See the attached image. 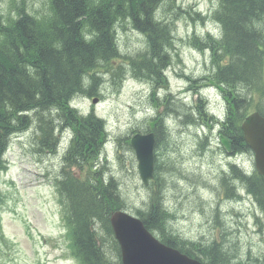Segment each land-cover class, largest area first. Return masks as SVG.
<instances>
[{
    "label": "trees",
    "instance_id": "trees-1",
    "mask_svg": "<svg viewBox=\"0 0 264 264\" xmlns=\"http://www.w3.org/2000/svg\"><path fill=\"white\" fill-rule=\"evenodd\" d=\"M10 2L11 7L20 3ZM44 5L48 12L37 17L21 7L11 21L0 13V170L5 169L1 153L13 134L36 125L38 147L45 153H57L61 142L56 134L71 128L73 137L66 149L68 168L57 182L71 255L79 264H121L110 217L130 206L122 199L118 183L106 175L101 177L93 168L101 161L107 139L105 122L93 113L82 115L72 101L78 96L98 95L102 72H111L120 80L124 77V62L118 67L114 64L121 57L116 24L126 18L123 24H130L145 38L140 47L146 45L144 51L125 59L132 68L127 73L155 88L166 85L167 64L182 62L179 43L202 51L206 46L210 53L213 51L214 68L207 82L227 91L228 134L234 149L246 147L240 126L253 108L248 99L254 100L261 87L264 93V0H217L211 18L220 25V38L194 32L188 42L179 39L176 19L183 16L194 27L198 25L189 10L177 7V0H45ZM162 7L165 19L157 20ZM174 9H178L176 17L168 20ZM195 13L199 24L209 19ZM255 109L262 110L261 106ZM146 121V129L166 136L164 116ZM125 140L130 150L129 139ZM72 166L85 174L74 176L68 171ZM161 168L157 165L149 204L135 210L147 227L157 232L163 243L200 261L245 264L238 248L230 243H192L173 233V215L164 205L165 193L160 186ZM233 172L240 174L236 168ZM248 182V188L264 205L262 179L255 173Z\"/></svg>",
    "mask_w": 264,
    "mask_h": 264
},
{
    "label": "rangeland",
    "instance_id": "rangeland-1",
    "mask_svg": "<svg viewBox=\"0 0 264 264\" xmlns=\"http://www.w3.org/2000/svg\"><path fill=\"white\" fill-rule=\"evenodd\" d=\"M17 1L20 3L14 7H10V0L0 3L3 17L8 21L17 17L19 7L35 15L48 12L46 5H44L45 0ZM177 4V7L180 5L183 9H189V6L197 4L199 11L204 15H210L217 2L216 0H177ZM165 10L166 13H169V6H166ZM177 10H172L168 17L174 19ZM199 11L196 12L201 14ZM162 14L165 16L164 11ZM192 16L194 23L198 25L197 27H194L189 19L185 20L183 16L176 19L179 39L188 42L194 32L199 35H206L207 32L213 35L219 34V26L214 19L210 18L208 23L202 25L199 24L200 18L195 12ZM123 28L119 25L117 33L118 40L120 39L121 52L124 56H132L141 49L139 39L133 31L122 32ZM178 47L182 50L183 59L182 63L175 66V71L179 74L190 75L193 81L203 85L211 77L210 72L214 68L211 54L213 51L211 50L210 54H204V52H208V47L203 46V51L206 49L203 52L190 48L186 43H179ZM145 48L146 45L143 51ZM126 61H122L124 66L132 71ZM173 68L174 64L169 65L165 72H171ZM102 80L104 83L101 81L97 90V93L100 94L98 96L100 103L95 109L99 116L108 121L107 128L113 137L125 134L132 128L133 131L140 130L143 126L141 122L149 115H151L149 119H153L159 114V107H161L162 115L166 114L167 105L162 100H160L162 102L158 107L156 102L159 100L152 99L151 103V89L148 85L142 86L132 78L125 79L122 84L119 77L111 78V75L102 76ZM180 85H183V82L172 80L171 85L167 84L166 86L168 90L176 91V87ZM101 86L103 87L101 88ZM209 97L212 100L210 106L213 110L220 112L224 109L223 103L222 107L218 104L219 97L214 91L209 93ZM77 100H80L78 105L85 111H90L95 106L92 98L77 97L75 101ZM182 111L183 109L180 107V112ZM182 128L183 130L179 129V133H175L181 144V150L168 153L166 156L183 162L184 168L182 167L181 170L179 168L173 169L170 166V161H166V158L164 162L167 164L161 162L160 180L162 182L160 186L161 191L165 193L164 204L175 211L176 219L171 223L172 229L189 239H209L213 235V227L216 222L213 212L216 206L220 208L222 216L227 222V220H232L230 216L232 208H236L239 204L226 200H222L218 204L215 201L217 189L218 187L221 188L222 170L227 168V165H222L227 162V159L218 151L219 147L216 141H213L215 153H210V150L203 152L199 149L198 141L195 140L196 136L203 135V130L195 124H191L189 127L185 125ZM63 135L70 140L68 132L65 131ZM125 141V139H118L112 143L107 141L104 152V174L111 175L112 172L116 176L121 184L124 197L129 201H126L128 204L144 207L145 204L142 203L148 199L149 191L146 192L142 188V183L137 181L134 176L122 172L116 157H122L132 168L133 155L127 148ZM67 145L68 142L63 140L60 154L47 152L46 154L54 158L47 157L40 161L30 155V139L17 138L10 154L12 166L7 173L3 174L1 185L3 191L6 192L7 201L3 206L1 216L5 240L0 239V264H37L42 254L49 256V264H76L69 257V241L65 236V230L60 219L55 187L48 180L60 172L62 152L66 150ZM115 147L127 153L126 156ZM112 156L114 157L113 161L111 160ZM244 157V166L250 167L249 156ZM220 165L222 166L220 167ZM177 167L179 166L177 165ZM47 172H49V176L46 179L45 173ZM247 207L248 205H241L238 209L246 212ZM218 223L221 224V221ZM228 225L230 226V224ZM242 238L244 244L249 241L248 245L259 244L257 237L249 240L244 234Z\"/></svg>",
    "mask_w": 264,
    "mask_h": 264
},
{
    "label": "water",
    "instance_id": "water-1",
    "mask_svg": "<svg viewBox=\"0 0 264 264\" xmlns=\"http://www.w3.org/2000/svg\"><path fill=\"white\" fill-rule=\"evenodd\" d=\"M243 130L246 141L258 154V169L264 177V117L258 113L249 116ZM131 143L137 154L140 174L147 183L154 172L153 135L135 136ZM224 144L228 146L225 141ZM112 225L121 246L122 264H200L158 243L141 221L127 214L115 213Z\"/></svg>",
    "mask_w": 264,
    "mask_h": 264
},
{
    "label": "bare ground",
    "instance_id": "bare-ground-1",
    "mask_svg": "<svg viewBox=\"0 0 264 264\" xmlns=\"http://www.w3.org/2000/svg\"><path fill=\"white\" fill-rule=\"evenodd\" d=\"M26 12H29V11H27V10H25ZM29 13H31V12H29ZM31 14H33V13H31ZM33 15H35V14H33ZM36 17L38 16V15H35ZM126 19V18H125ZM125 19H122V20H120V21H118V24H116V33H118V26L120 25V26H122V27H124V25L126 24H123V21H125ZM128 24V23H127ZM127 24L125 25V26H127ZM262 25V24H261ZM217 26H219V34H214L215 36H216V39H219L220 38V35H221V28H220V25H219V23L217 22ZM213 35V34H212ZM117 38H118V34H117ZM167 66H168V64H167ZM166 66V67H167ZM166 67H165V69H166ZM102 73H105V72H102ZM99 76H100V74H99ZM82 78H84V76L82 77ZM87 79V78H86ZM84 81V80H83ZM89 81H90V79H89ZM102 82H103V80H102ZM83 83V82H82ZM85 83V85H86V82H84ZM104 83V82H103ZM99 85V84H98ZM100 85H101V83H100ZM99 85V86H100ZM103 85V84H102ZM87 86H89L88 84H87ZM99 86H97V87H99ZM96 87V86H95ZM103 86H101V88H102ZM85 88V87H84ZM86 89V88H85ZM88 89V88H87ZM98 90V89H97ZM88 91V90H87ZM99 92V91H98ZM93 93V92H92ZM98 95H95V96H100V94L99 93H97ZM93 95V94H92ZM80 97H83V96H78V98H80ZM77 98V97H76ZM76 98H74V103H75V100H76ZM73 101H72V106L73 107H75L74 106V103H73ZM157 103V107L160 105V101H158V102H156ZM158 110H159V114L158 115H162V113H161V107H159L158 108ZM82 115H85V114H82ZM86 115H88V114H86ZM157 115V114H156ZM157 115V116H158ZM165 114H163L162 116H164ZM156 116V117H157ZM154 119V118H153ZM30 130V129H29ZM29 130H27L26 132H28ZM65 131L66 132H68L69 134H70V140L72 139V137H73V134H72V130H71V128H67V129H64V132H63V134L65 133ZM109 131V129L106 127V132H108ZM59 132V131H58ZM25 133V132H24ZM62 134V133H61ZM71 134H72V136H71ZM69 140V141H70ZM107 141L108 140H105L104 141V145H103V151H102V153H101V158H100V162L98 163V166H97V164H95V166L93 167L94 168V170H98V172L99 173H101L102 174V176L101 177H103V176H105L106 175V178L109 180V179H111V178H113L116 182H117V179H116V176L111 172V175H109V174H104V172H105V168L103 167V164H104V158H105V156H104V152H105V148H106V146H107ZM60 142H61V144L63 143V140H60ZM61 144H59V146H58V151H57V154H60V149H61ZM68 146V145H67ZM110 148V147H109ZM66 149H67V147H66ZM56 154V153H55ZM66 154H67V150H65L64 152H62V168L60 169V170H62V171H64V170H66V168H68V167H66L67 165H66ZM109 155V154H108ZM111 156V155H110ZM107 160V159H106ZM225 169V168H224ZM59 173H61V171L59 172ZM109 173V172H108ZM161 175V174H160ZM118 183V182H117ZM118 187H120V186H118ZM120 189V188H119ZM124 196V195H123ZM127 203V202H126ZM128 204V203H127ZM130 207H131V204H128ZM165 205V204H164ZM130 208H127L126 210H129ZM116 212V211H115ZM114 212V213H115ZM113 213V214H114ZM112 214V215H113Z\"/></svg>",
    "mask_w": 264,
    "mask_h": 264
}]
</instances>
